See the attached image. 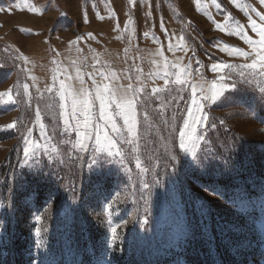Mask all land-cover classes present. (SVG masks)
<instances>
[{"label": "rangeland", "instance_id": "374dc122", "mask_svg": "<svg viewBox=\"0 0 264 264\" xmlns=\"http://www.w3.org/2000/svg\"><path fill=\"white\" fill-rule=\"evenodd\" d=\"M261 33L264 0H0V264H264ZM105 84L135 94L132 144L100 119Z\"/></svg>", "mask_w": 264, "mask_h": 264}, {"label": "snow or ice", "instance_id": "6c2138e0", "mask_svg": "<svg viewBox=\"0 0 264 264\" xmlns=\"http://www.w3.org/2000/svg\"><path fill=\"white\" fill-rule=\"evenodd\" d=\"M253 27L255 28V24H253ZM262 39H261V52L257 53V57L259 61L261 62V66L264 67V33H261ZM251 43V41H249ZM247 55V54H244ZM257 66L256 61H253L251 64H246L243 67L250 68V69H255ZM230 67V65H213V70H217L219 68H227ZM239 75L243 76L244 73L241 72ZM106 79V77H105ZM221 80L224 79V77L220 78ZM177 83H182L183 81L177 77L176 80ZM95 84V81H93ZM25 90H27V86L25 85ZM63 88L64 86L61 85ZM228 86L225 84H213L211 91V96L208 94H203L201 96V99L204 101H215L219 96L223 95V89L227 88ZM193 95L195 96L196 94V88L193 86ZM49 91L51 89L49 88ZM137 91H140L137 89ZM203 88H201V92L203 93ZM260 91L264 93V88H261ZM91 93H88L87 91H83L82 93L78 94H72V115L73 118H76L77 112H80L84 116V121L83 124L80 123L79 120H77L76 125L74 127V131L76 132L77 136H80V128H88L90 126V121L92 118V108L95 106L92 101L89 99V96ZM63 99V96L61 97ZM95 99L99 101V114H100V119L105 121L106 124H110L111 129L114 133H118L120 136V143L121 144H132L133 139H130L133 135V129L136 127L137 124V101L135 99V94L129 96V95H119L117 94V91L113 88H111L109 85H96L95 88ZM193 105L195 106V111L192 109L188 110V116L189 120H186L184 122V127L186 129L191 128L192 131H195V128L197 125L201 124L203 121L207 120L206 116H203V106L195 99L192 101ZM51 106L49 105V108ZM114 109V110H113ZM199 113V115H198ZM39 116V114H37ZM120 117L123 120V125L124 128L122 129L121 127H118L117 123L115 122V118ZM10 126H15V125H10ZM71 128L72 126L69 125ZM127 132V135L124 133ZM102 137L104 140L108 142V145L110 148H115L116 147V140L112 139L108 136V133L101 129L99 126H96L95 128V143L97 145H100L102 143ZM181 137V147L184 148V137L185 133L181 132L180 133ZM92 134L91 133H85L83 134V139H91ZM83 139L76 140L73 142L71 139L65 140L64 143H70L73 148L79 147L80 150H86V145L83 143ZM191 139V137H189ZM41 147L40 145H32L31 142H29V146H26L24 149V156L26 158H31L35 152V148ZM97 151L100 149L97 148ZM45 151L47 152V148L45 146ZM54 152L58 151V149L53 148ZM109 155H112V152L109 151ZM117 155H123V152L121 149H118L116 151ZM193 155H195V152L193 151ZM52 157L50 156V159ZM94 162V161H93ZM137 166L139 167V161L137 163ZM147 187V185H145ZM112 232L115 234L116 229L113 228Z\"/></svg>", "mask_w": 264, "mask_h": 264}]
</instances>
